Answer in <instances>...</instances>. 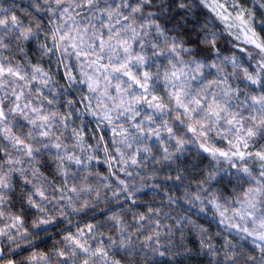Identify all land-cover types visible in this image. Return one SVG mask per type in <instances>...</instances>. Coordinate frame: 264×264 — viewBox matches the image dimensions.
Wrapping results in <instances>:
<instances>
[{
  "label": "snow or ice",
  "instance_id": "obj_1",
  "mask_svg": "<svg viewBox=\"0 0 264 264\" xmlns=\"http://www.w3.org/2000/svg\"><path fill=\"white\" fill-rule=\"evenodd\" d=\"M252 2L254 7L246 6L248 0H32L49 28L38 20L26 25L0 6V264H137L142 249L151 253V264H182L194 252L207 256L208 264H264V0ZM195 7L211 15L201 23ZM224 32L244 46L233 44L225 54ZM31 41L41 59L55 56L63 66L67 84L61 91L28 56ZM75 85L87 92L76 89L80 101H65L72 110L61 112L56 97ZM80 102L98 126L110 129L109 144L100 136L93 145L70 126L73 116L84 114L74 106ZM149 141L163 153L160 159ZM223 141L227 150L216 147ZM189 145L217 167L183 199L201 212L211 205L229 233L251 239V252L227 239L217 247L208 229L186 216L161 232L158 217L167 214L149 208L132 213V227L123 211L112 210L107 221L115 235L101 231L103 225H77L52 251L15 258L54 223L71 224L74 214H87L99 201L119 203L123 196L135 204L144 185L120 173L143 180L136 169L177 161ZM94 163L107 165V174ZM222 169L235 170L241 185L231 196L210 191ZM21 182V211L15 213L10 205Z\"/></svg>",
  "mask_w": 264,
  "mask_h": 264
},
{
  "label": "trees",
  "instance_id": "obj_2",
  "mask_svg": "<svg viewBox=\"0 0 264 264\" xmlns=\"http://www.w3.org/2000/svg\"><path fill=\"white\" fill-rule=\"evenodd\" d=\"M0 6L10 9V12L12 14L18 15L26 25L29 24L30 21L38 20V22L42 23L45 28L51 27L47 17L44 16L43 13H37L32 7V0H0ZM246 6L254 7L252 0H248ZM193 11L198 14L201 23L203 22L204 18L211 15L208 10L204 9L203 7H195ZM217 24L220 30L223 31V26L220 25L219 22ZM33 26H35L34 23ZM169 27H171V25H169ZM223 36L224 39L221 42L220 47L222 50H225V54H231L235 49L231 47L229 40L226 38L227 36L225 32L223 33ZM40 39H44L43 33L41 34ZM27 48L28 56L31 58L32 62H38L42 68L47 70L55 81L53 88H55L57 92L61 91L60 86L66 85L67 81L64 77L63 66L57 67L56 57H44L41 59L37 49L36 41L29 42L27 44ZM58 55L59 53H57V56ZM76 89L79 88L73 87V90L67 92L66 95H58L56 97L58 101L56 106L61 112H69L72 110V106L66 105L65 101L69 99L73 100L74 102L80 101L81 90L76 91ZM83 92H86V89H84ZM83 103L85 102L74 103L77 112H83L84 114L73 116L72 120L69 122L70 126L76 127L77 129H82L86 140L93 145L96 144L100 136L106 137V139L103 141L104 144H109L112 140V135L109 128H106L104 123H100L98 126L97 120L95 118L94 120L91 119L88 116L89 114L85 112ZM65 135H70V129ZM68 142L71 143V141ZM153 154L156 155L157 159H160L163 153L158 152L156 147L153 150ZM103 156V151H101V159H103ZM45 159L49 161V171H54V166L51 164L50 159L48 157ZM93 167L94 170L107 174L108 169H106L107 167L103 163H94ZM215 167H217V165L210 164V159L206 156V154L198 155V150L190 149L181 155L179 160L174 162H168L165 164H154L152 162H148L145 168H140L141 172L139 173L144 177L143 180L140 179V176L132 179L125 177L123 173H120L122 178L129 180L133 185H144L142 190L136 193V196L134 197L136 201L135 204H132L131 202L125 203L123 196H121L119 203H117L115 200H111V202L101 201L100 204L94 208V210L88 211L87 214H74L71 217V224H65L62 220L54 223L51 226L50 232L41 234L39 239H34V245L31 248H29L25 243L23 245L22 254L15 258L23 259L29 255L30 252L52 251L53 245L56 244L58 240L62 239V236L66 234V230L71 229L73 232H75L77 225L80 227H84L86 224L90 223L103 225V227L100 229L101 231L115 235L111 232V222L107 221V217L112 214V210H115L117 213H121L123 211L124 216L122 219H124L128 224H134L135 221L132 219V213L147 212L149 208L159 209L162 213L167 214L166 216L161 215L158 217L162 222V226L159 229L161 232L167 231V226L175 222V217L186 216L195 221L197 224L207 228L212 237V242L217 247H222L224 240L227 239L233 240V243L238 246L243 245L245 250L251 252L253 249L252 246L247 243H243L238 238H235V236L228 235L224 232V229L220 225L216 215L211 210H207V213H202L198 204L196 207H192L183 199L186 192L195 195L198 184L202 183L207 177L208 172ZM228 167L229 166L227 164H223V169H228ZM223 169L221 170V173H224V176L220 177L214 183V187L217 190L223 192L226 196L232 195V192L239 191L241 186H237L238 182L236 180V174L234 171L228 174V171L225 173ZM153 173H155V178L149 179ZM45 174L48 175L49 173L46 171ZM177 175L182 177L181 181H176L175 177ZM168 177H171V179H168ZM244 186L245 185H243V187ZM21 190L22 182L16 185V192L13 197L14 204L10 205V211L12 212L19 213L21 211L18 200ZM108 195L111 196V192H108ZM169 197H172L174 201L171 204L169 202ZM121 204H123V209L120 206ZM168 217H172L173 219H169ZM28 218L30 223L32 218L31 210H29ZM187 231L188 230L186 228L185 232L187 233ZM188 239L194 241L196 237L189 233ZM192 246V244H189V247ZM195 247L197 250L199 249L198 244H196ZM128 259H131V257H128ZM208 260L209 258L207 256L197 255L194 252L193 255L188 259L183 260L182 264H208Z\"/></svg>",
  "mask_w": 264,
  "mask_h": 264
},
{
  "label": "rangeland",
  "instance_id": "obj_3",
  "mask_svg": "<svg viewBox=\"0 0 264 264\" xmlns=\"http://www.w3.org/2000/svg\"><path fill=\"white\" fill-rule=\"evenodd\" d=\"M9 11H10V9H9ZM219 21H217V23H218ZM50 26H51V24H50ZM226 33V38L229 40V43H230V45H231V47L233 48V44H236V45H240L241 47H243L244 45H243V43H242V40L241 41H237V40H235V37H234V35L233 36H230V35H228V33L227 32H225ZM163 61V58H160V60L158 61V63H160V62H162ZM156 69H155V67L153 68V71H155ZM206 72L207 71H211V70H205ZM212 77L211 76H209L208 77V79H211ZM194 85H195V82H194ZM52 87H53V85H52ZM73 87H77V88H79L81 91H83L85 88H83L82 86H80V85H75V86H73ZM55 89V88H54ZM44 92H45V94H47V95H49V98H52V96L47 92V89H45L44 90ZM86 92H87V90H86ZM85 92V93H86ZM86 103V102H85ZM95 103V101H93V104ZM83 106H84V103H83ZM57 107V106H56ZM91 119H93L94 120V117H92L91 115H88ZM96 119V118H95ZM105 124V123H104ZM106 127V126H105ZM107 128V127H106ZM110 130V129H109ZM67 133V131L65 132V134ZM66 136V135H65ZM149 146H151L152 148H153V150H154V148H156V146H155V143L153 142V141H149ZM216 147H220V148H222V149H224V150H227V147H228V145H227V141H223V142H220V143H217L216 144ZM189 148L190 149H196V150H198L197 149V147H196V145H189ZM161 153V152H160ZM223 164H227L226 162H223ZM105 165V164H104ZM228 165V164H227ZM106 167H107V165H105ZM117 169L119 168V165H116L115 166ZM107 169V168H106ZM136 171L137 172H141V169L140 168H138V169H136ZM232 171H234L235 172V170H229L228 171V174H230ZM224 174V173H223ZM222 173H220L218 176H217V179L216 180H213V181H211V187H210V191H212V192H221V191H219V190H217L215 187H214V183L220 178V177H223L224 175H223ZM228 179V178H227ZM238 187L239 186H241L239 183H238V185H237ZM205 187H209V185H205ZM246 187V185L244 186V188ZM239 189V188H238ZM240 190V189H239ZM234 192H236V191H233L232 192V194L234 193ZM227 196H231V195H227ZM199 205V204H198ZM200 206V205H199ZM207 210H211L215 215H216V217H217V219H218V221H219V216H218V214L216 213V211H215V209L214 208H212L211 207V205H205V210H204V212H202V213H207L206 211ZM229 215H230V213H229ZM221 225V224H220ZM222 226V228L224 229V232L226 233V234H228V235H233V236H235V233L233 232V233H229L228 231H227V229L225 228V226L224 225H221ZM240 240V239H239ZM241 242H243V243H247V244H249L250 246H252V248H254V245L251 243V239H249L248 241H243V240H241ZM258 251V250H257Z\"/></svg>",
  "mask_w": 264,
  "mask_h": 264
},
{
  "label": "clouds",
  "instance_id": "obj_4",
  "mask_svg": "<svg viewBox=\"0 0 264 264\" xmlns=\"http://www.w3.org/2000/svg\"><path fill=\"white\" fill-rule=\"evenodd\" d=\"M101 201L97 202L98 205ZM111 202V201H109ZM111 211V210H110ZM132 227V224H129ZM135 241V237H133ZM158 259V257L156 258ZM137 264H151V253L147 249H142L139 251V254L136 256Z\"/></svg>",
  "mask_w": 264,
  "mask_h": 264
}]
</instances>
